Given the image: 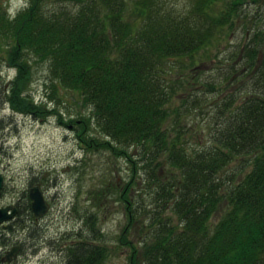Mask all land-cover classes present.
<instances>
[{"label": "trees", "instance_id": "16d2710c", "mask_svg": "<svg viewBox=\"0 0 264 264\" xmlns=\"http://www.w3.org/2000/svg\"><path fill=\"white\" fill-rule=\"evenodd\" d=\"M67 1L73 11L29 0L11 20L0 4V58L6 53L16 68L7 90L11 108L40 111L25 93L30 55L48 63L50 86L78 91L90 109L107 140L92 136L89 116L61 122L87 150L98 145L132 161L129 148H136L146 166L165 167L167 180L152 173L147 179L159 187L154 201L171 203L177 223L153 213L140 257L125 227L120 241L134 249L131 264H264V33L255 32L236 51L242 68L232 65L224 79L240 82L236 93L225 94L223 80L203 84L222 94L213 100L208 139L197 137L201 147L186 145L190 126L184 123L200 103L198 93L188 91L193 83L184 71L196 66L195 56L232 24L245 0H190L183 10L166 0ZM182 94L188 96L178 108L173 100ZM124 199L131 223L137 213ZM215 213L220 216L211 224ZM88 222L90 231L65 247V264H104L103 235Z\"/></svg>", "mask_w": 264, "mask_h": 264}, {"label": "rangeland", "instance_id": "374dc122", "mask_svg": "<svg viewBox=\"0 0 264 264\" xmlns=\"http://www.w3.org/2000/svg\"><path fill=\"white\" fill-rule=\"evenodd\" d=\"M166 3L183 10L190 0H166ZM0 4L11 20L12 13L23 12L28 0H0ZM222 5L223 2H219L218 6ZM45 6L56 12L75 8V4L67 0H45ZM255 32L264 33V0H245L232 24L223 28L208 49L195 56L196 66L184 71L193 83L188 91L198 93L200 98L199 105L184 115L185 125L190 126L185 131L188 147L200 146L199 135L208 139V132L214 127L210 114L215 109L213 100L217 101L218 94H222L212 90L218 86L208 89L203 84L225 82L232 65L241 69L242 56L236 57V51L249 43ZM4 57L6 53L0 58V174L4 179L0 207L11 205L20 212L0 225V256L15 244L20 245V251L16 260L2 264H65V247L77 242L78 233L90 231L92 224L88 221L91 220L102 233L101 242L107 247L104 264H131L134 249L120 241L125 227L127 240L135 247L136 257H140L143 242L151 238L153 229L147 224L152 221L153 213L158 212L160 218L169 217L167 222L171 224L177 223L171 203L154 201L159 187L151 186L152 182L147 179L148 173H152L156 178L167 180V170L155 163L146 166L136 148H129L132 161L98 145L87 150L72 127L61 122L89 116L92 136L107 140L99 132L96 119L82 104L78 91L58 84L50 86L48 63L30 55L25 93L41 108L33 115L14 111L7 102V90L15 78L16 68L8 65ZM169 68L170 65L166 67ZM174 68L178 70V67L172 70ZM239 84V81L231 85L225 82L221 88L225 94L232 95ZM51 88L55 89L51 91ZM186 96L175 97L174 105L181 107ZM235 166H238L237 161L230 165ZM36 185L50 207L39 217L29 213L25 197L29 188ZM124 198L133 204L137 213L131 223L127 219L128 203ZM219 216L220 213H215L210 223L216 222ZM138 264L148 263L139 261Z\"/></svg>", "mask_w": 264, "mask_h": 264}, {"label": "water", "instance_id": "95a60500", "mask_svg": "<svg viewBox=\"0 0 264 264\" xmlns=\"http://www.w3.org/2000/svg\"><path fill=\"white\" fill-rule=\"evenodd\" d=\"M3 176L0 174V191L3 187ZM28 197L30 199L31 210L34 216L39 217L49 210V204L45 200L44 194L39 186H33L29 189ZM17 214V209L11 206L0 207V224L12 219ZM19 251V246H14L2 258L3 261L10 262L16 259Z\"/></svg>", "mask_w": 264, "mask_h": 264}, {"label": "flooded vegetation", "instance_id": "af4514ba", "mask_svg": "<svg viewBox=\"0 0 264 264\" xmlns=\"http://www.w3.org/2000/svg\"><path fill=\"white\" fill-rule=\"evenodd\" d=\"M6 252H7V251H6ZM6 252H5V253H6Z\"/></svg>", "mask_w": 264, "mask_h": 264}]
</instances>
